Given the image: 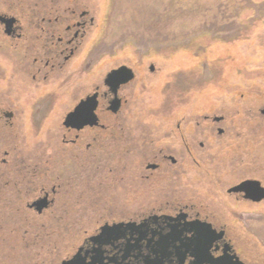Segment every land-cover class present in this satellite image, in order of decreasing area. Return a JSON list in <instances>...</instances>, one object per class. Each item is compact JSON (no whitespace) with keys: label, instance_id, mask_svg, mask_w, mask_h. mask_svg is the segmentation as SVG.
I'll list each match as a JSON object with an SVG mask.
<instances>
[{"label":"flooded vegetation","instance_id":"1","mask_svg":"<svg viewBox=\"0 0 264 264\" xmlns=\"http://www.w3.org/2000/svg\"><path fill=\"white\" fill-rule=\"evenodd\" d=\"M80 7L76 0H0V210L15 205L24 220L59 213L55 219L64 224L69 206L90 210L92 229H82V241L60 262L80 249L88 264H188L193 258L185 251L205 246L209 261L224 253L244 264L259 263L235 249L226 225L217 227L213 214L182 203L187 196L176 186L185 159L211 157L206 136L230 139L234 146L217 150L222 159L215 163L218 169L229 166L220 180L225 194L250 211L264 206V91L255 90L250 102L240 93L238 108L193 111L186 126L175 124L173 146L159 141L168 132L127 117L137 71L119 63L91 82L64 87L68 103L46 128L37 127L35 99L46 101V116L57 95L55 88L38 96L35 91L66 75L94 25L88 6ZM148 69L155 73L153 64ZM162 197L160 206H150ZM117 223L123 225L99 235L102 226Z\"/></svg>","mask_w":264,"mask_h":264},{"label":"rangeland","instance_id":"2","mask_svg":"<svg viewBox=\"0 0 264 264\" xmlns=\"http://www.w3.org/2000/svg\"><path fill=\"white\" fill-rule=\"evenodd\" d=\"M35 1L41 4V0ZM76 2L79 9L88 6L94 25L66 75L53 78L35 91L38 96L55 88L57 95L53 110L49 109L46 116L42 115V103L46 101L35 99V124L40 129L46 128L47 120L68 103L64 87L91 82L119 63L137 71L129 89L127 117L139 118L147 128L168 132L169 136L159 141L172 142L173 146L178 144L175 124L186 126L185 119L192 117L193 111L197 115L238 108L240 93L244 102H250L255 90L264 91V0ZM150 64L154 65V74L149 72ZM229 117L236 123L237 116ZM206 141L210 144L209 159L196 157V163L187 159L181 163L176 190L187 196L181 202H193L196 209L213 214L217 220L212 222L217 227L226 225L235 249L237 246L247 258L259 261L256 264H264V206L250 211V207H240L228 199L227 186L223 188L220 180L229 166L218 169L215 165L222 159L217 158V150L232 148L236 141H218L211 136H206ZM159 173L165 183L166 172L161 169ZM162 188L161 192L166 189ZM7 192L5 200L9 201ZM163 200H152L150 206H160ZM14 206L8 204L0 210V264H58L82 241V229L93 226L88 220L92 212L86 208L81 211L80 206H69L63 214L67 219L65 224L60 222L66 226L64 232L55 219L59 213L24 220L25 216L14 213ZM78 210L83 213L81 217Z\"/></svg>","mask_w":264,"mask_h":264},{"label":"water","instance_id":"3","mask_svg":"<svg viewBox=\"0 0 264 264\" xmlns=\"http://www.w3.org/2000/svg\"><path fill=\"white\" fill-rule=\"evenodd\" d=\"M121 225L123 224L117 223V224H114L113 226L104 225L101 227V233L99 235L104 233L106 230L119 228L121 227ZM207 228H210L211 233H213L212 226L207 225ZM195 230H196V236L199 238L198 228H196ZM94 238L95 236H92L89 238V240L92 241L94 240ZM195 243L197 244V240H195ZM205 249H206L205 246H199V247L195 246V248H193L191 251H185L188 253L189 257L193 258V261L188 264H203V263H206V264H244L236 256H231V255L229 256L224 253H222L221 256L217 257L216 259L209 261L206 258L207 253ZM162 256H163V253H162ZM59 264H88V263L85 261L84 256L81 254V250L78 249L77 252H75L70 258L62 260Z\"/></svg>","mask_w":264,"mask_h":264}]
</instances>
